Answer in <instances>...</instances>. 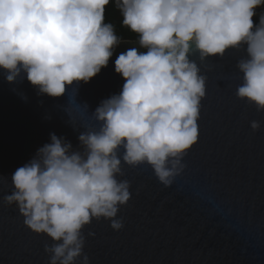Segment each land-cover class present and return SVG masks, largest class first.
<instances>
[{"label": "clouds", "instance_id": "9594fccd", "mask_svg": "<svg viewBox=\"0 0 264 264\" xmlns=\"http://www.w3.org/2000/svg\"><path fill=\"white\" fill-rule=\"evenodd\" d=\"M111 2L0 0V70L6 81L26 78L37 95H67L62 107L83 128L79 148L51 133V142L15 170L14 190L3 197L27 227L51 239L44 245L48 264H91L84 229L93 219L109 220L117 231L124 227L118 213L132 196L131 182L118 178L126 174L124 163L150 165L165 186L184 172V157L198 141L208 79L192 56L203 62L244 50L236 65L243 74L236 95L264 112V13L258 24L253 21L264 0H115L122 25L147 51L131 48L118 56L122 90L90 112L76 101L78 85L108 65L123 39L105 22ZM262 123L253 120L251 128Z\"/></svg>", "mask_w": 264, "mask_h": 264}, {"label": "water", "instance_id": "95a60500", "mask_svg": "<svg viewBox=\"0 0 264 264\" xmlns=\"http://www.w3.org/2000/svg\"><path fill=\"white\" fill-rule=\"evenodd\" d=\"M256 13L258 24L264 6ZM137 41L122 39L108 65L80 82L78 103L91 112L122 90L125 78L115 71V60L131 48L146 52ZM245 55L230 49L203 62L198 54L191 57L208 79L198 141L184 157L187 167L165 186L150 165L124 163L126 174L118 178L131 182L132 193L118 213L124 227L114 230L106 219L85 227L91 264H264V123L251 128L253 120L264 122V112L236 95L243 75L236 65ZM67 102V95H37L26 78L9 83L0 70V264H48L44 245L51 239L27 227L3 197L14 190L12 174L51 142V133L80 147L83 128L71 123L62 107Z\"/></svg>", "mask_w": 264, "mask_h": 264}, {"label": "trees", "instance_id": "16d2710c", "mask_svg": "<svg viewBox=\"0 0 264 264\" xmlns=\"http://www.w3.org/2000/svg\"><path fill=\"white\" fill-rule=\"evenodd\" d=\"M122 20L123 16L120 14L119 9L115 6V3L111 2L110 4H108L105 8V22H111L112 24H114L116 27L117 35L121 36L123 39L138 40V35L132 32L127 27H124L122 25Z\"/></svg>", "mask_w": 264, "mask_h": 264}, {"label": "rangeland", "instance_id": "374dc122", "mask_svg": "<svg viewBox=\"0 0 264 264\" xmlns=\"http://www.w3.org/2000/svg\"><path fill=\"white\" fill-rule=\"evenodd\" d=\"M112 2H114L115 3V0H112ZM120 11V10H119ZM120 14H121V11H120ZM122 15V14H121Z\"/></svg>", "mask_w": 264, "mask_h": 264}]
</instances>
